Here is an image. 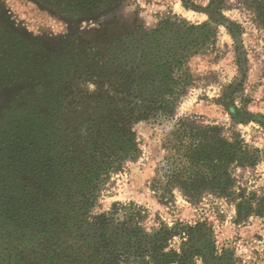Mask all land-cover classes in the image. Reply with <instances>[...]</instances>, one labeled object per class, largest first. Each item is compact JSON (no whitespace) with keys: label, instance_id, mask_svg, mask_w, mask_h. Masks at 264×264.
Wrapping results in <instances>:
<instances>
[{"label":"rangeland","instance_id":"obj_1","mask_svg":"<svg viewBox=\"0 0 264 264\" xmlns=\"http://www.w3.org/2000/svg\"><path fill=\"white\" fill-rule=\"evenodd\" d=\"M228 3L218 12L210 0H0V169L9 172L14 156L8 149L19 145L27 149L21 155L33 150L50 173L66 146L81 155L89 113L105 112L117 96L104 76L117 79L134 69L146 39L178 15L214 29L217 46L191 56L197 86L177 116L196 115L240 132L258 161L236 173L264 197V29L243 0ZM173 125L135 123L141 156L113 176L102 209L115 201L145 206L146 231L166 222L177 233L175 248L200 252L195 264H264V216L237 222L236 204L213 195L192 204L175 191L173 202H160L155 180L163 176V141Z\"/></svg>","mask_w":264,"mask_h":264},{"label":"trees","instance_id":"obj_2","mask_svg":"<svg viewBox=\"0 0 264 264\" xmlns=\"http://www.w3.org/2000/svg\"><path fill=\"white\" fill-rule=\"evenodd\" d=\"M210 1L218 12L230 8L228 0ZM243 3L264 29V0ZM175 17L146 39V53L134 62V69L122 71L117 79L104 76L106 85L117 88V96L105 112L89 113L81 155L71 154V146H66L50 173V166L46 170L47 164L32 158L33 150L21 155L27 149L20 145L8 149L14 156L8 158L9 172L0 169V264L197 262V249L183 246L179 251L173 246L177 233L166 222L146 231L150 211L145 206L115 201L109 209L101 207L100 198L113 176L141 156L135 129L141 119L174 122L163 137V176L155 180L161 203L173 202L175 191L192 204L213 195L236 204L237 222L264 216V197L249 190L241 177L258 161L241 133L227 132L225 125L206 123L196 115L177 116L179 105L197 86L191 56L214 51L217 32L207 24ZM25 142L35 146V141Z\"/></svg>","mask_w":264,"mask_h":264}]
</instances>
